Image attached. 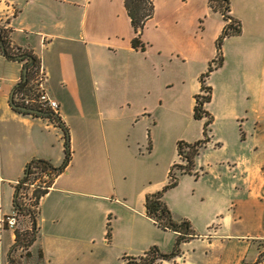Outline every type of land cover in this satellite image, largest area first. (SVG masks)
<instances>
[{
  "label": "crops",
  "instance_id": "0c3cea01",
  "mask_svg": "<svg viewBox=\"0 0 264 264\" xmlns=\"http://www.w3.org/2000/svg\"><path fill=\"white\" fill-rule=\"evenodd\" d=\"M151 1L154 11L141 29L140 49L131 45L136 32L124 0H0V26L10 46L39 60L71 150L67 166L38 202V233L28 257L16 254L20 264H88L96 243L122 264L121 256H139L153 245L154 226L172 231L147 215L146 195L167 183L178 161L177 142L199 139L195 95L208 66L213 70L207 77L222 67V61L214 65L227 21L209 0ZM228 2V14L241 29L222 42L235 37L230 55L246 60L243 45L259 42L246 38L264 28L244 31L241 14L257 3L264 11V0ZM24 62L0 54V264H11L15 230L4 227L2 218L14 210L15 185L26 164L44 158L57 166L65 153L60 126L9 104ZM263 74L261 67L256 76ZM111 213L124 218L107 237ZM253 237L260 240L239 239L244 253L237 264L261 255L264 234ZM181 255L162 263L176 264Z\"/></svg>",
  "mask_w": 264,
  "mask_h": 264
},
{
  "label": "rangeland",
  "instance_id": "374dc122",
  "mask_svg": "<svg viewBox=\"0 0 264 264\" xmlns=\"http://www.w3.org/2000/svg\"><path fill=\"white\" fill-rule=\"evenodd\" d=\"M258 6L250 4L241 14L244 31L252 26L264 28V11ZM250 37L259 42L243 45L241 53L250 55L246 60L230 55L228 45L235 37L223 40L222 67L204 78L212 87L210 101L204 105L212 117L206 126L209 141L195 157L193 172L177 173V185L163 192L173 219H188L197 235L180 242L178 255L182 257L176 264H237V257L244 253L239 239L250 237V243L260 240L253 236L264 234V74L256 76L261 67L264 70V31L246 39ZM195 122L199 139H203L207 117ZM26 196L23 201L30 204L31 192ZM110 217L112 231L118 229L124 216L111 213ZM177 236L154 226L153 245L172 252ZM88 264L120 263L96 243Z\"/></svg>",
  "mask_w": 264,
  "mask_h": 264
},
{
  "label": "trees",
  "instance_id": "16d2710c",
  "mask_svg": "<svg viewBox=\"0 0 264 264\" xmlns=\"http://www.w3.org/2000/svg\"><path fill=\"white\" fill-rule=\"evenodd\" d=\"M210 7L214 10H220L223 16L225 17L227 26L222 30V33L219 36L217 42V51H218V61L215 63V67L218 66L222 61V56L220 52V45L222 39L229 35L237 34L240 32L241 25L238 20L232 19L228 12L229 2L228 0H209ZM124 4L127 8V13L131 19V24L136 32V36L132 39L131 45L134 48H144V42L140 39L141 29L146 23V21L152 16L154 11V5L151 0H124ZM9 34L7 29L3 26H0V54L10 59H17L18 56H23L25 63L27 62V79L20 82L14 87V93L18 91H29L33 87V77L35 72L39 69V60L31 53V51L17 49L10 46ZM216 61V60H215ZM214 61V62H215ZM213 70V66L210 64L208 70L202 74L200 77L201 88L200 93L195 95V106L193 109V117L195 119H200L203 116L207 117V121L204 125V138L194 141L193 143L180 140L177 142V153H178V163L172 164L170 171L168 173L167 183L161 190L148 193L146 195L145 209L148 216L154 218V222L158 227L163 229H171L178 233V236L175 240V248L171 252H164L160 250L157 246L152 245L145 253L141 255H123L121 256L122 264H157L158 261H165L173 259L179 253L178 245L180 242L188 240L189 238L194 237V231L191 227L190 221L188 219H182L181 221L176 222L173 217L170 209L167 207L166 202L163 200V192L166 189L175 187L177 185V173H192L194 168V159L198 156L200 148L204 145L205 142L209 141L207 134V125H209L212 117L205 110L204 103L210 101L212 89L210 86L206 85L204 78L207 77L209 72ZM203 91H207L206 94H202ZM14 110V109H13ZM16 111V110H15ZM52 112V111H49ZM24 113V112H22ZM35 115V114H31ZM37 116V115H35ZM45 117V116H44ZM45 118L50 119L58 126L61 127L64 133V160L61 165H53L50 161L44 160V158H34L29 163L26 164L24 168L23 176L19 179L18 183L15 185L13 208L17 211V224L15 228V239L11 249L8 252V259L11 264H20L16 254L18 256L25 257L29 256V247L36 238L38 233V228L36 225V217L38 215V202L41 197L44 196L49 187L53 183V179L59 173H61L68 164L69 156L71 154L70 145H69V135L68 130L61 122V118L55 114L46 116ZM47 175L48 180L46 185L41 186L42 183L29 188L27 184L31 183L33 179L37 177H42V175ZM27 183V184H26ZM31 192L30 199L32 202L30 204L24 203L26 193ZM110 235V225L107 223V237ZM160 264V263H159Z\"/></svg>",
  "mask_w": 264,
  "mask_h": 264
},
{
  "label": "built area",
  "instance_id": "2783aa9c",
  "mask_svg": "<svg viewBox=\"0 0 264 264\" xmlns=\"http://www.w3.org/2000/svg\"><path fill=\"white\" fill-rule=\"evenodd\" d=\"M228 23V22H227ZM33 87L31 90L25 92V91H18L16 93L13 92V100L18 105L28 106L30 108L34 109H41L46 111H52L56 112L58 108V101L55 100L47 91L46 86V75L44 73V70L39 66V69L37 72H35L33 77ZM1 87V83H0ZM48 180L47 175H42V177H37L36 179H33L29 185L27 186L29 188H33L34 186L42 183L41 186L44 187L46 185ZM17 211L16 209L13 210V212L7 216H4L2 218V225L4 227H8L10 229L16 228L17 224ZM243 264H264V248L262 250L261 255L255 259V260H246L243 262Z\"/></svg>",
  "mask_w": 264,
  "mask_h": 264
},
{
  "label": "water",
  "instance_id": "95a60500",
  "mask_svg": "<svg viewBox=\"0 0 264 264\" xmlns=\"http://www.w3.org/2000/svg\"><path fill=\"white\" fill-rule=\"evenodd\" d=\"M21 59H23V56L20 55L17 57V60H21ZM26 72H27V62L25 63V66L23 67L22 78H21L23 81H26L27 79ZM13 92H14V87L11 89V92L9 94V100H10L9 104L16 111L29 113V114H35L37 116H45V117L56 113V112H49V111L41 110V109L30 108L28 106L18 105L13 100Z\"/></svg>",
  "mask_w": 264,
  "mask_h": 264
}]
</instances>
